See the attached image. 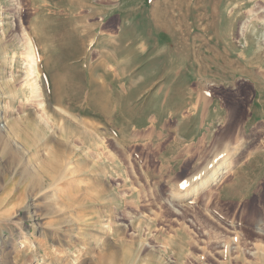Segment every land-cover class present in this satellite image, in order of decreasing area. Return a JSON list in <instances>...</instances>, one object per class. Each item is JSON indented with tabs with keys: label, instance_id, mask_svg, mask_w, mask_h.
<instances>
[{
	"label": "rangeland",
	"instance_id": "374dc122",
	"mask_svg": "<svg viewBox=\"0 0 264 264\" xmlns=\"http://www.w3.org/2000/svg\"><path fill=\"white\" fill-rule=\"evenodd\" d=\"M12 1L0 264H264V0Z\"/></svg>",
	"mask_w": 264,
	"mask_h": 264
},
{
	"label": "bare ground",
	"instance_id": "6f19581e",
	"mask_svg": "<svg viewBox=\"0 0 264 264\" xmlns=\"http://www.w3.org/2000/svg\"><path fill=\"white\" fill-rule=\"evenodd\" d=\"M262 23L264 24V19L263 18H262ZM26 34H25L26 36L24 38L25 39L26 50L23 51V53H25V56L27 55V56H30V57H34L33 55L36 53V51H35V47H36L35 41L33 39V36L30 37L28 35V33H26ZM22 37H23V35H22ZM21 41H20V43H21ZM23 43H24V41H23ZM27 61H28V59H27ZM29 72H30V74L32 76L31 79H32V81L34 83L38 79V76L40 74L38 73V71H36L35 68H33V69L31 68V71L29 70ZM28 77L29 76H27L26 78H28ZM29 80H30V78H29ZM45 102H46L45 101V98L42 95H40V102H39V104H40V106L44 110L46 109V106L45 105L47 104V103L45 104ZM221 156H223V155H221ZM228 158H229L228 155H227V157L226 156L225 157L223 156V157H220L219 158V155H217L216 157H214L213 158L214 160L211 161L212 164L211 165L209 164L210 165L209 168H206L203 173L197 174L195 177L191 178L190 180H187L185 182V185L182 184L183 186H182V189L180 190L181 193H182V196H185L187 198H189V197L191 198V196H196L199 193H201V191H203L205 188H207L210 185V183H212L213 181L217 180L218 179L217 177H218L219 174L226 172V171H224L225 168L229 169V166H228Z\"/></svg>",
	"mask_w": 264,
	"mask_h": 264
}]
</instances>
